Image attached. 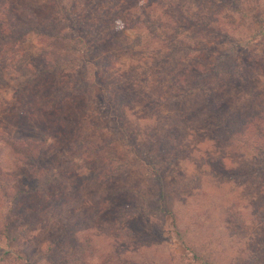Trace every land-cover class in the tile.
I'll return each mask as SVG.
<instances>
[{
	"label": "rangeland",
	"instance_id": "1",
	"mask_svg": "<svg viewBox=\"0 0 264 264\" xmlns=\"http://www.w3.org/2000/svg\"><path fill=\"white\" fill-rule=\"evenodd\" d=\"M239 1L243 11L237 25L228 28L251 44V50L242 56L249 63L258 57V68L245 67L248 78L235 83L229 91L230 102L224 107L211 111L206 95L196 98L189 113L178 107L187 127L178 152L162 154L161 143L172 133L165 124L171 125L176 116L173 110L181 100L173 97L180 91L173 94L170 87L180 88L186 83L177 76L184 66L181 69L176 63L181 53L167 50L166 44L150 35L155 26L125 32L113 47L119 62L116 70L106 71L104 63L94 69L74 60L36 78L18 94L19 80L35 73L34 64L49 47L31 34L18 61L7 55V66L0 65V132L10 138L46 140L48 150L43 160L46 175L42 176L0 139L1 169L12 176V190L27 193L21 202L13 203V199L6 202L0 190V232L8 223L10 226V237L0 234V264H28L22 260L25 254H30L32 264H54L63 258L64 250H69L64 241L88 250L87 238L94 251L86 253L84 263L76 255L75 264H119L117 253L140 264H203V260L264 264V223L258 219L259 208L264 205V174L260 167L254 172L249 169L246 175L230 173L232 169L245 170L249 163L250 168L255 165L254 160H247L254 154L251 147L255 139L228 144L215 130L230 110L251 106L253 101L260 109L264 106V0ZM133 2L28 0L17 7L25 21H33L28 13L31 7L44 24H59L64 5L74 6L86 25L87 40L93 38L95 42L91 49H97L96 39L123 31L118 16ZM71 34L79 36L77 31L71 30ZM73 42L70 56L82 54L83 43ZM159 55L163 57L158 59ZM88 56L93 57L92 52ZM97 79L102 85L95 87ZM66 91L71 96L64 104L46 107ZM123 91L127 99L118 95ZM117 106L121 118L113 111ZM128 140L147 145L153 142L159 147V166L175 221L154 211L158 186ZM88 142L111 147L86 158L72 148L74 143ZM126 229L139 238L136 244L121 243L115 237ZM61 238L63 242H58ZM196 255L200 259H195Z\"/></svg>",
	"mask_w": 264,
	"mask_h": 264
},
{
	"label": "trees",
	"instance_id": "2",
	"mask_svg": "<svg viewBox=\"0 0 264 264\" xmlns=\"http://www.w3.org/2000/svg\"><path fill=\"white\" fill-rule=\"evenodd\" d=\"M23 1L28 0H0V65L3 68L7 66L5 62L7 61V55H13L14 59L12 61H18L20 56L24 54L23 46L28 42L31 34L38 35L49 48H46L42 58L34 64L36 66L35 73L30 78L19 80L17 94L23 92L36 78L52 74L74 60H80L81 63L86 65L90 64L89 66H93L94 69L98 67L97 65L104 63L102 67H105L106 71L116 70L119 62L116 60V51L113 47L121 41L120 39L129 29L140 31L148 28V25H153L156 28L154 33L150 32V35L156 36L158 41L166 44L167 50L173 49V51L181 53L180 61H176L175 58L174 61L178 62L177 65L181 69L184 66L183 70H181L182 74H177V76L179 80L186 83L182 84L180 88L170 87L174 91L173 94L180 91V94L178 93L177 96L173 97L181 101L175 106L177 110H173L176 116L171 125L170 122L165 124L166 128H168L167 131L172 133L162 141V145L160 144L161 150H163L162 154L178 152L182 146L181 134L187 133L186 123L181 117L182 113L178 110V107L189 113L194 108L191 106L192 103L203 97L202 95H206L209 100L210 107H212L210 108L211 111L224 107L230 102L228 100L229 91H232L231 89L235 86V83L241 79L248 78L245 67L249 69L258 68V57L254 56L253 62L249 63L248 58L242 56V54L251 50L249 48L251 44H247L245 38L237 36L234 31H230L228 28L230 24L232 26L237 25L238 16L243 11L239 0H133V6L123 8L124 10L118 16V23L124 26L121 29L123 31H113L110 38L102 37L96 39V42H98L97 49H91L92 43L95 42H93V38L87 40L86 25L84 26L80 16L75 13L74 6L72 8L64 5L59 24H54L51 21L44 24L39 20L38 11L30 9L31 7L28 8V13L33 21H25L19 15L17 5L20 7ZM122 15L123 18L121 19ZM262 26V32H264V21ZM71 30L77 31L79 36L72 37ZM157 33L162 34L159 36ZM178 39H182V41H177ZM73 41L83 43L81 48L84 51L82 54L70 56L71 47L69 45L70 43L75 45ZM172 41L176 43H172ZM91 52L93 57L88 56V54L91 55ZM96 57L101 60L95 62L97 60ZM161 57L163 56L159 55L158 59ZM163 59L165 60V57ZM97 80L95 87L102 85L99 79ZM105 88V85H103V89ZM107 91L108 88L105 92L107 93ZM64 93L60 92L58 96L61 95V98L52 100L46 107L50 109L64 104L65 100L71 96V92L66 91L65 95ZM124 94V91L118 92L122 99L125 98ZM253 102L254 104L251 106L246 104L238 107V111L233 112L230 110L223 123L218 128H215L220 140H224L228 144L244 143L242 139H255L251 147L254 154L247 157V160H254L255 165L250 168L249 163L246 165L245 170L237 172L232 169L230 171L231 174L239 176L250 174V170L254 172L259 167L260 173L264 174V106H262L263 109H260L255 104L256 101ZM110 105L111 103L108 105L109 108ZM119 106L114 107L113 111L117 113L116 116L118 118H121L122 112ZM187 115L184 117H187ZM169 118L172 119L171 114ZM190 118L193 119L194 117L191 116ZM186 120L192 121L188 120V118ZM118 127L121 128L120 126ZM0 139L8 147H11L16 155L21 156L25 162L31 163L32 169L42 173V176L46 175V169L43 165V160L48 150L46 140L20 137L10 138L4 132H0ZM152 143L149 142L147 145L143 142L128 140L132 152L137 156L140 164L149 169L150 178L158 186L154 211L171 216L175 221V212L169 206L166 185L159 166L160 156L159 151H157L159 147L152 145ZM85 145L74 143L72 148L80 157L86 158L92 154L104 153L107 148L111 147L109 144L101 145L94 142H88ZM35 173L32 172L33 175ZM51 181L55 182V180ZM12 188V176L6 174L0 166V190L6 196V202L12 199L13 203L21 202L27 194L26 191L23 189L12 190ZM259 210L258 215L260 214V218L258 219L261 223H264V205ZM8 225H5V230L0 232L1 236L10 237L8 232L10 231V226ZM115 237L120 239L121 243L130 244H136L139 239L130 229L118 231ZM61 241L63 242V238L58 240V242ZM86 242L88 250L82 247L78 248L73 241H64L63 243L66 244L69 250H64L63 258L60 261H53L52 263L75 264L76 255L77 257L80 255L82 263H84L86 253L94 251L91 247L92 245H89L92 241L87 238ZM116 257L119 264H140L129 258L122 257L119 253L116 254ZM194 257L197 260L200 259L197 255ZM22 260L28 264L33 263L30 254H25ZM50 260L52 261V259ZM203 264L215 263L211 260H203Z\"/></svg>",
	"mask_w": 264,
	"mask_h": 264
}]
</instances>
